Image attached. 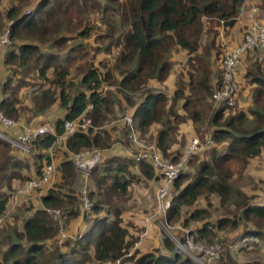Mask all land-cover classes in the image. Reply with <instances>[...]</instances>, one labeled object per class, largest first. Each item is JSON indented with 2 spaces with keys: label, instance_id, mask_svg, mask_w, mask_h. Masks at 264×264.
I'll use <instances>...</instances> for the list:
<instances>
[{
  "label": "trees",
  "instance_id": "16d2710c",
  "mask_svg": "<svg viewBox=\"0 0 264 264\" xmlns=\"http://www.w3.org/2000/svg\"><path fill=\"white\" fill-rule=\"evenodd\" d=\"M16 1L4 12L2 9L0 32L7 20H12L11 44L5 48V64L15 69L12 76L17 72L23 76L16 80V85L10 76L4 79L0 107L4 115L19 117V93L23 86L28 85V75L34 72L40 82L29 94L31 108L28 111L31 114L27 118L45 113L54 124L55 133L38 136L31 142L28 153H20L0 139V218L13 191L26 180L42 174L44 163L49 161L51 147L56 152L54 177L56 172L59 173L62 187L55 185L42 194L33 192L24 196L19 208L11 212L12 221L8 222L9 217L3 219L0 223V248L1 245L6 248L0 249V264H107L122 256L132 245L131 234L121 217L131 187L142 178L160 180V176L156 175L149 161L133 163L130 156L118 152L120 144L116 146V152L108 153L115 150L113 145L117 141L124 142L127 138L129 126L122 121L125 111L131 115L133 127L142 139L156 146L167 160L177 158L169 150L171 145L183 144L186 139L184 135L181 140L177 139L176 130L180 123L191 121L195 125L204 115L209 116L214 124L211 136L215 145L208 159L199 162L196 172L180 174L170 187L167 221H181L182 225L188 226L189 220L201 219L202 210H194L187 217H182V209L192 205L202 194H216L222 203L234 198L242 219L254 221L257 225L264 224V205L250 203L249 198L238 190L232 192L229 183L232 167L228 166L235 160L244 165L264 149V108H257L264 101V75L260 71L259 59L254 60L255 71L247 74L254 84L252 101L256 105L251 109V119L243 111L226 116L225 112L230 107L224 104H213V107L210 102L213 80L220 75V71L211 70L207 58L214 48L213 40L218 33L216 27L232 28L237 23L244 0H38L32 9L24 12L20 9L30 0ZM94 14L99 15L104 26H98L101 31L95 36L96 46L93 48L95 53L104 54L108 66L105 72L89 59L85 60L87 53L78 54L85 49L84 41L92 35L94 27L90 16ZM205 33L211 38L202 46ZM74 35L83 41L69 47L67 43ZM180 49L192 54L189 62L193 72L189 70L177 75L173 95L167 96L160 87L149 83L162 84L168 80L173 55ZM198 49L199 53L195 54ZM256 53L264 57V52L257 50ZM111 56L112 64L109 62ZM106 62L101 64L106 67ZM72 68L74 75L79 74V80L68 79ZM103 86L110 88L102 92ZM177 103L184 113L181 108H176ZM123 109L124 114L118 113ZM108 116L112 117L107 119ZM82 117L90 118L92 125L86 128L76 126L64 142L55 145V134L63 133L64 121L80 122ZM105 120H108L106 125L103 123ZM152 131H155V141L147 136ZM222 146L224 149L219 151L217 147ZM86 149H100L103 154L87 182L93 202L90 216L81 212L86 222L91 224L81 237L58 246L54 242L57 229L45 208L60 207L69 217L77 214L79 192L73 186L78 173L71 153ZM15 182L20 184L15 185ZM64 187L66 190L62 189ZM34 194H38V204L43 207L27 206L32 210L31 214L20 218L22 205H27V198ZM225 221L219 218L215 227L222 228ZM230 223L235 225L236 220L231 218ZM189 235L196 241L210 242L213 225L206 221L190 230ZM260 235L257 230H249L240 239ZM160 243L159 248L153 251L141 252V247H137L132 256L124 259L127 263L124 260L122 263L197 264L175 252L173 242L168 239ZM63 246L67 249H61ZM226 257L230 262L225 264H257L233 261L229 251ZM218 258L211 264H218Z\"/></svg>",
  "mask_w": 264,
  "mask_h": 264
},
{
  "label": "rangeland",
  "instance_id": "374dc122",
  "mask_svg": "<svg viewBox=\"0 0 264 264\" xmlns=\"http://www.w3.org/2000/svg\"><path fill=\"white\" fill-rule=\"evenodd\" d=\"M3 1H4V3H3ZM16 2H17L16 0H13V1L12 0H0V13H2L3 8H4L3 9V12H4L6 10V8H10L11 5L12 4L15 5ZM3 4H4V6L1 7ZM34 4H35V2L30 0L29 3H27L21 7L20 11L24 12L27 9H32L33 8L32 6ZM258 5H259L261 18L264 21V8L262 7V0L260 1V3ZM90 17H91L90 23L94 27L93 31L91 33L92 35H91V37L87 38L84 41V48L85 49H82L81 51H79L78 54L84 55V52L87 53L85 60L87 61L89 59V61H92L95 66L98 65V67L103 72H105L107 70V67H108L107 62H106L107 60L105 59L103 53H101V52L95 53L94 48H93V46H96V43L94 40L95 36L101 31L98 28V26L100 24H101V28H103L104 26L101 23V19H100L98 14L91 15ZM237 23H239L238 20H237ZM209 30L210 29H208V31ZM216 30H218V33L215 35V38L213 40V43H214L213 47L214 48H212V50H210V54H208L207 58L210 60L211 70H215L216 72H218V71H220V65H221L222 58H224L227 50L230 49L234 45V44L232 45V43H237L239 41L238 39L241 38L242 27H240V29H239V34L236 33V30L231 31V28L230 29H220L218 26V27H216ZM65 34H67V33H65ZM72 34L73 33H70V35H72ZM207 34L208 33H205V36L202 37V41H201L202 46L205 44L206 41L208 42V38H211V35H210V37H208ZM82 41H83V39H81L77 35H74L69 39L67 45L69 47H71V46L76 45L77 43H80ZM65 51H63V52H65ZM199 51L200 50L198 49V51L195 52V54H198ZM191 57H192V54H188L185 50H182V49L178 50L173 55L172 60H174V62H173L171 74L167 80L168 85H163L162 88L160 89V90L165 91L167 96H170L173 93L172 84H174V87H175L177 75L185 73L186 71H189V70H190V72H193V69L191 68L190 62H189V58H191ZM4 59H5V56H4ZM255 59H259V61L261 62L259 64L261 67L260 71L263 72V75H264V57H263V55H260L256 52L247 54V56L245 57V60H244V64H243L241 71H240L241 76L239 75L240 79H244V81H245L243 83V88H242V90L238 96L239 100L235 106L226 110V112H225L226 116L227 115H234V114H236V112L243 111L249 117V119L252 118V116L250 115L251 109L256 108V105H254L253 101H252V90L254 88V84H252L250 82L247 74L249 73V71H255L254 65H253L255 62L254 61ZM81 60H82V62H84V58ZM99 61H100V63H99ZM101 62H103V63L106 62V67H104L101 64ZM109 62H110V64H112V56L109 58ZM192 62L193 61H191V63ZM2 64H3L2 67H3L4 73H5L4 79L7 76H10L11 79L13 78V82L16 85V83H17L16 80L21 78L23 76V74L20 72H17V73H14V76H12L11 72H12V70H15V69H13L12 67L9 68V66H6L5 61H2ZM74 65H75V63H74ZM71 71H72V74L68 77V79L70 78L73 81L79 80V78H80V77H78L79 74L74 75L75 74L74 68H72ZM49 74H51V73H49ZM4 79H3V81H4ZM173 79H174V82H173ZM26 80H27L28 85L23 86L21 88L20 93H19L20 103L18 106L21 109L19 117H17V118L11 117V118L18 119L22 123H24L25 125H31V124H34L33 123L34 121L31 122V120H33V118L38 117V116H43V115L46 117V114L40 113L38 115H33L32 117L27 118V115L31 114L30 111H28V108H31V103H30V97L31 96L29 97V94L32 93L33 88L40 81H38L35 78L34 72L30 73V75H28ZM3 81L0 84V90L2 88ZM45 83H46V85L48 84L47 82H45ZM240 83L242 85L241 81H240ZM30 84H32V85H30ZM149 84L152 85V84H155V82H150ZM152 86H154V85H152ZM152 86H149V87H152ZM155 87H159V85H155ZM211 104H212V102H211ZM25 106L27 107V109H23V107H25ZM212 106H213V104H212ZM261 107L264 108V101L261 102L259 107H257V108H261ZM176 108H181L178 105V103L176 105ZM124 111H125V109H123V111L118 112V113L121 114ZM181 112L184 113L185 111L182 109ZM124 113H126V111ZM114 115H112V116L115 117ZM112 116H108L107 119L109 117L111 118ZM107 121L108 120H105V122H103L104 125H106L105 123ZM181 124L182 123H180L178 125L177 130L179 129V126H182ZM192 125H193V128H192L193 133L197 134V136L199 137V139L202 143V146H203L202 149L198 153L194 154L188 162V166L190 165V169H189V171H186V172L194 173L197 171V167H198L199 162H201L202 160H206L209 157L210 150L212 149V146L207 145L205 143V140H206V137L208 135H211L212 129L214 128V124L211 123L209 116L204 117V115H203V117L199 120V122H197L195 125L194 124H192ZM177 130H176V133H177ZM103 131L106 132L107 130L103 129ZM186 141L187 140L184 139L183 144L177 142L180 145V147L176 151L173 152V154L176 157L183 153L184 148L186 146ZM119 144H120V147L126 148L128 150H130L132 148L130 146L127 138H126V140H124V142L117 141L116 145H113V146L116 147V146H119ZM217 149L219 151L223 150L224 146L217 147ZM229 165H231V167H232V168H230L232 173H231V177L229 179V183L233 189L232 192L234 193V191L238 190L240 193H242L243 195H245L249 198L250 203L255 204V205H264V149L261 150L259 155L252 157V158H249L247 160V162H245L244 165L241 164V162H239L238 160H235V162L228 163V166ZM58 174L56 172L55 177L53 179L54 181H51V183L48 185L46 190L49 187H53L55 185H57L58 187H62V185H61L62 182H61V180H59L60 177L58 176ZM82 183H83L82 177L78 173V177L76 178V181H75L74 186H73L74 189L77 190V192H78ZM17 184H20V183L15 182V185H17ZM133 188L131 190V195L136 193V189L134 192ZM62 189L66 190L65 187ZM41 191L42 190L36 189L30 193L25 194L24 196H26L28 194H32L33 192L39 193ZM172 194H174L173 189H172ZM36 195H38V194H34L33 196H30L29 198H27V200H26L27 205H22L23 209L21 211H19L20 216H21L20 218L24 219L25 217L28 216L27 214L29 213V210H30L29 208H34L37 206H38V208L43 207L41 204L40 205L38 204L39 201H38V197ZM131 195L129 194V196H131ZM146 195H150V197L148 196L146 198V200H144V202H147V204L143 207V212H142L144 218L147 216V218H145V221L142 223V221H139L135 218H133V220L131 218H129V219H125L123 221V223H124L123 225L127 226L128 230L131 234L130 237H132V242L137 240L141 233H147L148 232L147 233V236H148L149 231L155 232L153 234L155 239L157 236H159L161 241L168 239V241L171 242L169 236L164 237V235L162 234V232L160 231V229L158 227V221L161 220V216L155 215L154 206L152 207V205H151V207H150V204H152L153 200H154L153 192L148 191ZM237 198L241 199L240 197H237ZM7 205H8V203L6 204V207H7ZM27 206H30V207L27 208ZM17 207L18 206H16L14 209H16ZM79 210L82 212V210L80 209V206H79ZM194 210H202L203 217L199 220H189L188 226L182 225L181 221L169 222L166 220L167 225H168L167 228L169 230L170 236L182 238L186 235L185 231L189 230V232H190V230H192L196 227H200L202 225V223L207 221L208 223L213 225V236H211L210 242H207L205 240H203V241H204V243L206 242L205 244H207V245L218 244L222 247L223 252L221 251L222 254L219 257L220 259L218 258L220 260L218 264H225V263L230 262L228 260V258L226 257V253L228 251L231 253L230 258L233 261L235 260L236 262H239V263H241L243 261H247V262H257V264H264V224L263 225H257L254 221H246V220L242 219L240 209L239 208L237 209L234 198H229V200L227 202L222 203L219 196L216 194H210V195L202 194L197 198V200L192 205H189V206L184 207L182 209L181 216L187 217L189 215V213L194 211ZM135 211H136V207L134 205V212ZM11 212L12 211H9V210L6 212V214H9L8 215L9 219L7 218L8 222L12 221L11 214H13V213H11ZM31 212H32V210H31ZM71 217H74V216H70V217L68 216L66 221L64 222V226L66 227L67 231H69L67 224L70 221L69 219ZM219 218L226 219V221H225L226 224L222 228L217 229L215 226L217 225V220ZM231 218L236 220L235 225H232L230 223ZM51 222L53 224L52 220H51ZM85 222H86V218H82L79 225L77 226V230H71L70 229L71 230V231H69L70 234H76V233L80 232L81 235H83L84 232L86 231V229H85V227L82 228L81 224L85 223ZM262 222L264 223V219L262 220ZM17 224L20 225L19 222H17ZM53 226H54V224H53ZM249 230H253V231L257 230L260 232L261 235L255 236V237H252L249 239H245V240L240 239V237L243 236V234H245L246 232H249ZM73 231H75V232H73ZM145 235H143V237H145ZM70 239L71 240L68 239L69 240L68 242H72L73 240H75L73 238H70ZM5 248H6L5 245H1L0 249L3 250ZM62 248L67 249L66 246L61 247V249ZM147 248L149 249L148 251H153V250H155V248H159V247H156V245H154V244L152 245L150 243V245ZM162 249H164V247ZM173 250H174V245H173ZM140 251L144 252L145 248L141 247ZM180 254L187 256L184 253H180ZM126 258L127 257H125L124 259H126ZM232 258H234V259H232ZM123 260H122V262H123ZM125 263H127V261H125ZM90 264H95V263L90 262Z\"/></svg>",
  "mask_w": 264,
  "mask_h": 264
},
{
  "label": "built area",
  "instance_id": "2783aa9c",
  "mask_svg": "<svg viewBox=\"0 0 264 264\" xmlns=\"http://www.w3.org/2000/svg\"><path fill=\"white\" fill-rule=\"evenodd\" d=\"M261 0H244L239 8L237 20L243 21L242 34L240 40L227 50L222 63L220 65V75L215 79L213 92L210 98L212 104L218 106L224 104L228 108L233 107L238 102V96L243 88L240 81V71L244 64L245 57L249 53L258 51L264 52V21L261 18L259 3ZM28 12V11H27ZM12 20H7L4 29L0 32V62L4 59L5 48L11 44L10 29ZM240 75V76H239ZM242 78V77H241ZM242 82V81H241ZM108 86H103L102 92H105ZM91 107V105H89ZM122 121L129 126L127 138L133 150L129 151V156L133 163L147 160L160 176V184L156 191L157 207L155 215L161 216L158 221V227L162 234L169 236L174 244L175 252L186 254L191 260L197 264H211V262L220 256L222 247L218 244L207 245L204 242L196 241L189 230L185 231L184 238H177L169 235L168 225L166 221L167 209L169 207V190L178 176L186 171H189L190 158L202 149V143L194 134L191 136L182 154L177 156L175 160L164 159L157 147L149 144L142 139L140 133L133 127L132 117L129 113H125ZM110 123H113L111 121ZM91 119L82 117L78 120H65L63 124V133L56 135L55 145L64 142L69 134L74 132L76 126L86 128L91 126ZM55 133L54 124L51 121H40L31 125H25L18 119H14L4 115L0 107V139L10 144L20 153L30 151L31 142L38 136ZM205 143L214 146L215 143L211 135L206 137ZM103 154L100 149H86L71 153V160L75 166V170L82 177V184L79 192V206L84 214L90 216V211L93 208V202L89 197L88 179L91 175L94 166L102 160ZM56 152L51 147L49 149V161H46L42 168L40 176L26 180L19 185L12 193L8 205L5 209L3 217L0 218V223L9 214L6 212L13 211L18 205L21 198L32 192L33 190H45L54 179L56 169ZM47 185V186H46ZM46 213L53 221L54 227L57 229L55 243L62 246L66 240L81 237V233L70 234L64 226L68 214L60 207H46ZM143 234L133 241L132 245L120 257L107 264H122L125 257H130L134 249L139 247Z\"/></svg>",
  "mask_w": 264,
  "mask_h": 264
},
{
  "label": "crops",
  "instance_id": "0c3cea01",
  "mask_svg": "<svg viewBox=\"0 0 264 264\" xmlns=\"http://www.w3.org/2000/svg\"><path fill=\"white\" fill-rule=\"evenodd\" d=\"M32 1H34L35 4H36L38 0L37 1L36 0H32ZM3 3H4V1H3ZM35 4L32 7H34ZM3 6H4V4L1 7H3ZM242 24H243V21H239V23H236L231 28V31L236 30V33L239 34V29H240V27H242ZM241 33H242V31H241ZM238 40H240V38ZM233 44H235V43H232V45ZM2 61H5V59H3ZM2 61L0 62V84L2 83V81H3L4 77H5V73H4V70H3V67H2V65H3L2 64ZM241 81H242V84L245 82L244 79H241ZM173 82H174V79H173ZM213 82H215V80H213ZM152 85H154V86L155 85H159V87L162 88L163 85H168V84H167V80H166V82H164L162 84L155 83V84H152ZM172 86H173L172 90L174 91V88H175L174 87V84H172ZM172 95H173V93H172ZM44 120L51 121L50 118L47 115H46V117L43 115V116H38V117L33 118V120H31V122L34 121L33 123H37V122L44 121ZM181 125L182 126H179V129L177 130V133L178 134L176 133L177 134V139L180 140L183 135L186 136V140H187L186 141V145H187V142L189 141V139L191 138V136L194 134L193 131H192L193 125H192L191 121L182 123ZM147 136L152 141H155L154 140L155 131H152V133L147 134ZM179 147H180V145L178 143H173L171 145V147H170L169 150H170V152H174ZM130 150H132V148ZM130 150H128L126 148L120 147L118 149V152H121L125 156H129V151ZM116 151H117V149L115 147V150L114 149H111L110 151H108V153H114ZM156 175H157V173H156ZM141 180L142 181H140L137 184H134L131 187V190H132V188L136 185L133 188L134 192H135V189H136V193H134L135 195L134 194L131 195V193H130L131 196H129L128 199H127V201H126L125 209H124V211L121 214V217H122L123 221L125 219H129V218H131L132 220H133V218H135V219H137L139 221H142V223L145 221V218H147V216L144 218L142 212H143V207L147 204V202H144V200H146V198L148 196L150 197V195H146L148 191L153 192V198H154L153 203L150 204V207H151V205H152V207L154 206V210L157 207L156 206L157 205V202H156V191H157V188H158V186L160 184V180L159 179H157V180L156 179L144 180L143 178ZM43 192H44V190L41 191V192H39V193L42 194ZM21 201H23V200L21 199L19 201L18 205L21 203ZM134 205L136 207V211L135 212H134ZM30 214H31V210H29V213L27 215L29 216ZM82 218H83L82 217V213L79 210V208H77V214H76V216L74 215V217H71L69 219L70 220L69 222L67 221L68 222L67 227H68L69 231H71V230H77V226L79 225V223H80V221H81ZM90 224H91V222H89V223L85 222V223H82L81 224V227L82 228L85 227V229L87 230L89 228ZM73 232H75V231H73ZM147 233H144L143 234V235H145V234L146 235H145L144 239H142V241H141V243L139 245L140 247H144L145 248V251L144 252H147L149 250L147 247L150 245V243L152 245L153 244L156 245V247H159L161 245V243H160V241H161L160 237L157 236L156 239H155V237L153 236V234L155 232L149 231L148 236H147ZM69 240H71V239H69ZM49 244H51V243H49ZM63 250H65V249L63 248ZM91 252L93 253V247H91Z\"/></svg>",
  "mask_w": 264,
  "mask_h": 264
},
{
  "label": "clouds",
  "instance_id": "9594fccd",
  "mask_svg": "<svg viewBox=\"0 0 264 264\" xmlns=\"http://www.w3.org/2000/svg\"><path fill=\"white\" fill-rule=\"evenodd\" d=\"M213 147V146H212Z\"/></svg>",
  "mask_w": 264,
  "mask_h": 264
}]
</instances>
